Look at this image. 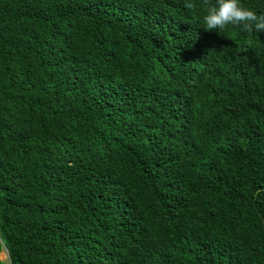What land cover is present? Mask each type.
Instances as JSON below:
<instances>
[{
	"label": "trees",
	"instance_id": "1",
	"mask_svg": "<svg viewBox=\"0 0 264 264\" xmlns=\"http://www.w3.org/2000/svg\"><path fill=\"white\" fill-rule=\"evenodd\" d=\"M214 2L0 0L8 264H264V32Z\"/></svg>",
	"mask_w": 264,
	"mask_h": 264
},
{
	"label": "clouds",
	"instance_id": "2",
	"mask_svg": "<svg viewBox=\"0 0 264 264\" xmlns=\"http://www.w3.org/2000/svg\"><path fill=\"white\" fill-rule=\"evenodd\" d=\"M229 25L239 26L242 30L264 32V14L245 7L240 0H215L202 17L201 26L205 30L215 29L218 32Z\"/></svg>",
	"mask_w": 264,
	"mask_h": 264
},
{
	"label": "rangeland",
	"instance_id": "3",
	"mask_svg": "<svg viewBox=\"0 0 264 264\" xmlns=\"http://www.w3.org/2000/svg\"><path fill=\"white\" fill-rule=\"evenodd\" d=\"M0 258L6 263L8 264V261H7V254L5 251H3L1 254H0Z\"/></svg>",
	"mask_w": 264,
	"mask_h": 264
}]
</instances>
